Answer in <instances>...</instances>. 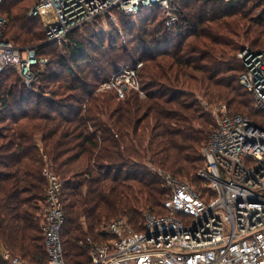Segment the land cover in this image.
Instances as JSON below:
<instances>
[{"label": "trees", "instance_id": "trees-1", "mask_svg": "<svg viewBox=\"0 0 264 264\" xmlns=\"http://www.w3.org/2000/svg\"><path fill=\"white\" fill-rule=\"evenodd\" d=\"M20 2H1L4 38L48 63L31 89L14 69L0 74V264L5 252L45 264L44 167L61 181L66 264H89L85 241L104 239L106 221L124 218L140 231L145 212L167 214L160 173L201 188L195 172L214 125L198 96L264 127V112L238 81L237 57L242 43L264 47V0H169L177 16L170 27L165 10L150 4L133 15L114 12L116 22L98 18L62 43H47ZM139 61L144 98L95 92Z\"/></svg>", "mask_w": 264, "mask_h": 264}, {"label": "built area", "instance_id": "built-area-1", "mask_svg": "<svg viewBox=\"0 0 264 264\" xmlns=\"http://www.w3.org/2000/svg\"><path fill=\"white\" fill-rule=\"evenodd\" d=\"M169 0H37L28 16L40 20L45 40L66 42V36L98 18L113 13L136 14L140 7L158 4L165 10V26L177 16ZM2 0H0L1 5ZM6 20L0 15V74L14 69L27 89L48 60L33 48L16 47L4 38ZM243 73L238 81L251 95L256 110L264 112V47L238 55ZM133 68L120 67L95 92L114 91L119 99L128 92L145 97ZM221 115L208 135L201 154L203 166L195 176L197 189L185 180L160 173L168 190L165 215H144L142 230L129 228L124 218L107 222L105 238L86 239L89 264H264V127L248 117L220 107ZM42 175L46 190L41 204L45 264H66L60 239L63 211L61 181L48 168ZM9 264H26L8 253Z\"/></svg>", "mask_w": 264, "mask_h": 264}, {"label": "rangeland", "instance_id": "rangeland-1", "mask_svg": "<svg viewBox=\"0 0 264 264\" xmlns=\"http://www.w3.org/2000/svg\"><path fill=\"white\" fill-rule=\"evenodd\" d=\"M32 3H33V0H24V1H22L21 0V2H20V4H27V5H29V9L33 6L32 5ZM4 5V4H3ZM198 7V6H197ZM1 8V7H0ZM1 11H0V14L1 15H4V13H3V10L2 9H0ZM29 11V10H28ZM111 18V20H115V18H114V15L112 16V17H110ZM115 22H116V20H115ZM240 42H242V41H240ZM242 46H243V49H245V48H248V49H251V45L249 44V43H242ZM263 45H261L260 47H258V48H261ZM242 49V50H243ZM241 52V51H240ZM240 52H238L237 53V57H238V55L240 54ZM238 59V58H237ZM14 78V77H13ZM12 78V79H13ZM13 81H15V80H12L11 82H13ZM249 94V93H248ZM250 95V94H249ZM250 97H251V95H250ZM197 99L199 100V103H200V105L202 106V111L203 112H205L207 115H209L210 116V119H211V125L213 126L216 122H217V120L219 119V117H220V115H221V112H220V107L221 106H226L224 103H212V104H208V105H206V102L201 98V97H197ZM227 108V107H226ZM254 109H255V107H254ZM227 111H229L228 110V108H227ZM237 113V112H236ZM259 115V114H258ZM262 123L264 124V119H262ZM196 173V172H195ZM193 176H194V174H193ZM181 180H185V181H187V182H189L190 181V179L189 178H186V179H183V178H181ZM166 190V192H168V190L167 189H165ZM146 213H151V212H145L144 214H143V216L146 214ZM154 214V213H153ZM106 222H108V221H106ZM104 226V225H103ZM129 226V225H128ZM130 228V227H129ZM100 230H101V227L99 228ZM93 239H95L96 241H99V238L97 239V238H94V237H92ZM5 253H7V252H5ZM5 253H3V255L5 254ZM9 254V253H8ZM11 255V254H10ZM85 255H86V258L88 259V251L87 252H85ZM11 256H13V255H11ZM15 257V256H14ZM64 258H65V256H64ZM4 259V258H3ZM5 260V259H4ZM6 261V260H5ZM24 261V260H23ZM65 261H66V259H65ZM26 264H34V263H29L28 261H24ZM6 263L7 264H9L8 263V261H6ZM66 263H67V261H66Z\"/></svg>", "mask_w": 264, "mask_h": 264}]
</instances>
